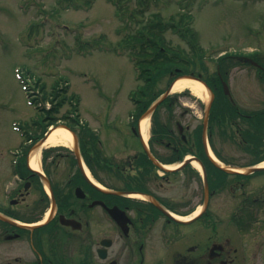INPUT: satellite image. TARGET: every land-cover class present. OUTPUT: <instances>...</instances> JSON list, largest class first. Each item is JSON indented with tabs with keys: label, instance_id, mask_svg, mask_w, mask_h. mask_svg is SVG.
Wrapping results in <instances>:
<instances>
[{
	"label": "flooded vegetation",
	"instance_id": "1",
	"mask_svg": "<svg viewBox=\"0 0 264 264\" xmlns=\"http://www.w3.org/2000/svg\"><path fill=\"white\" fill-rule=\"evenodd\" d=\"M252 50L234 56L242 94L211 102L207 143L206 103L195 98L205 114L197 122L173 95L150 115L146 143L144 111L112 118L103 135L115 133L120 156L102 157L98 148L96 157L81 135L80 160L49 150L45 188L27 165L14 175L20 162L12 159L14 186L0 195V264L264 263V52ZM121 130L136 143H125Z\"/></svg>",
	"mask_w": 264,
	"mask_h": 264
},
{
	"label": "rangeland",
	"instance_id": "2",
	"mask_svg": "<svg viewBox=\"0 0 264 264\" xmlns=\"http://www.w3.org/2000/svg\"><path fill=\"white\" fill-rule=\"evenodd\" d=\"M78 2H82L78 9H62L57 0H0V195L14 186L7 176L12 153L22 151L29 144L16 127L32 134V123L39 121L42 114L36 108L41 104L29 103L19 74L27 80L30 99L36 98V101L41 100L36 82L43 83L47 90L56 81L59 82L56 87L68 86L66 93L73 91L80 99V118L96 129L103 141L101 148L97 146L101 156L123 154L120 150L114 152V145L121 147L119 141L112 140L115 133H107L108 138L103 133L114 116H124L132 108L127 95L138 83L133 62L124 49L121 56L115 53L114 47L135 28V23L128 17L121 22L115 6L108 0H94L88 5L83 0ZM129 5L132 7L133 3ZM182 9L185 13L191 12L183 20L192 19L191 27L198 34L209 72L215 69V60L223 50L232 53L237 52L233 49L264 50V0H159L151 5L144 18H153L151 12H157L163 20L177 18ZM165 38L172 49L186 48L171 30L165 32ZM97 42L98 49L93 45ZM104 46L113 49L107 51ZM87 49L89 53H85ZM238 71L235 66L229 72L230 90L235 97L242 94ZM248 71L246 74L251 75L252 70ZM248 77L244 91L251 95L252 77ZM175 93L178 92H172ZM177 96L178 110L189 109L192 118L201 121L199 117L205 114L196 97L191 93ZM68 107L64 106L62 111ZM117 132L121 137L120 132L124 131ZM121 138L125 143H136L126 135ZM97 157L101 159L100 152Z\"/></svg>",
	"mask_w": 264,
	"mask_h": 264
},
{
	"label": "trees",
	"instance_id": "3",
	"mask_svg": "<svg viewBox=\"0 0 264 264\" xmlns=\"http://www.w3.org/2000/svg\"><path fill=\"white\" fill-rule=\"evenodd\" d=\"M57 1L63 7L62 9L70 7L78 9L82 5V2H78L79 0ZM93 1L83 0V4L88 5ZM108 1L115 6L116 15L121 19V22H125V18L128 17L135 23V28L120 38V42L114 50L118 52L117 47L124 49L136 70L138 83L129 92V97L133 103V110L137 111L138 114L145 111L150 103L168 87L175 77L189 73L191 71L188 68L189 66L193 68L200 67L204 73L207 72V66L203 61L205 53L199 42L198 34L191 27L192 19L188 21L183 20L184 17L190 16L191 12L187 11L185 13L182 9L183 12L177 18L172 16L173 18H169L168 20L161 19L157 12H151L150 14H152L153 18L149 19L144 18L145 14L149 11L151 5H156L159 0ZM129 2L133 3L132 7H130ZM168 30L178 35L182 42H184L185 49H172L167 44L165 32ZM100 39H94V41H100ZM95 44L98 45L99 42ZM230 61L231 58L219 59L217 68L212 73H208L206 77H202L206 84L216 93L217 97L225 95L219 76L225 78L226 66L230 65ZM58 84L59 82L56 81L52 84L50 90H47L43 83L36 82V88L40 92L41 100L37 99L38 101H36V98H32L30 102L40 103L41 106L38 107V111L42 112V114L39 121L32 123L33 128L38 129L33 136H30L27 131L23 132L27 134V138H31L33 141L38 139L49 125L55 124L60 120H68L72 128L76 130L74 124H79V113L77 111L79 97L73 91L67 94L68 86L56 87L55 85ZM25 89L28 90L27 87ZM28 95L30 96L31 94L28 93ZM46 103H49L48 108L45 107ZM65 104L69 105V107L62 111ZM90 140L93 143L92 146H95L96 138L92 137ZM81 143L87 145L83 139ZM90 151H92V148L86 149L85 153L87 154ZM25 164V156H23L15 170L19 174H22V170L26 168Z\"/></svg>",
	"mask_w": 264,
	"mask_h": 264
},
{
	"label": "bare ground",
	"instance_id": "4",
	"mask_svg": "<svg viewBox=\"0 0 264 264\" xmlns=\"http://www.w3.org/2000/svg\"><path fill=\"white\" fill-rule=\"evenodd\" d=\"M188 89L192 95L200 99L203 103H207L210 98V91L207 89L206 85H204L202 82L187 78V77H180L176 79L173 82L171 91L172 92H179ZM149 126V116H145L141 119L139 123V132L140 136L143 141H146L149 133H148V127ZM73 136L71 132L62 126L56 127L54 130L50 132L48 137L44 140V143H42L41 146L37 147L36 149L31 150L28 156V165L33 170H39L40 169V155L41 150L43 147H50V146H56V145H63L65 147H72L73 145ZM194 165L198 166L193 162ZM93 180V179H92ZM95 181V180H93ZM97 183V181H95ZM99 187L103 188L100 184H98ZM138 197H142L141 195H138ZM188 218V216L186 217Z\"/></svg>",
	"mask_w": 264,
	"mask_h": 264
},
{
	"label": "water",
	"instance_id": "5",
	"mask_svg": "<svg viewBox=\"0 0 264 264\" xmlns=\"http://www.w3.org/2000/svg\"><path fill=\"white\" fill-rule=\"evenodd\" d=\"M184 76L185 77H187V78H192V79H196V80H199L198 79V77H195V76H193V75H185L184 74ZM170 90H171V85L168 87V89L165 91V93H163L162 95H160L159 97H158V99H156L150 106H149V108L146 110V114H150L151 112H152V110L155 108V106L164 98V97H166V95L170 92ZM224 90H225V92L226 93H228L229 92V90H228V88H227V86L224 84ZM213 94H211V96H212ZM209 105L210 104H208L207 105V113H208V109H209ZM61 126H63V127H65V128H67L65 125H61ZM52 128H55V127H52ZM51 131L49 130V131H47V132H45L46 134L39 140V141H37L33 146H32V148H37V147H39V145H41L42 143H44V140L47 138V136L49 135V133H50ZM72 133V136H73V141H74V144H73V148H74V150H75V153H76V157L78 158V152H76L77 151V138H76V136H75V134L73 133V132H71ZM39 175L41 176V178L44 180V181H46V178L42 175V173H40L39 172Z\"/></svg>",
	"mask_w": 264,
	"mask_h": 264
}]
</instances>
